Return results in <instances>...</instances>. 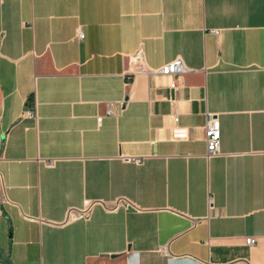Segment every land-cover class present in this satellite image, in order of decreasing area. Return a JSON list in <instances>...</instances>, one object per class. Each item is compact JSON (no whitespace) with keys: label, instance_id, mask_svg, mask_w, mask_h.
I'll return each mask as SVG.
<instances>
[{"label":"crops","instance_id":"1","mask_svg":"<svg viewBox=\"0 0 264 264\" xmlns=\"http://www.w3.org/2000/svg\"><path fill=\"white\" fill-rule=\"evenodd\" d=\"M0 264H264V0H0Z\"/></svg>","mask_w":264,"mask_h":264},{"label":"built area","instance_id":"2","mask_svg":"<svg viewBox=\"0 0 264 264\" xmlns=\"http://www.w3.org/2000/svg\"><path fill=\"white\" fill-rule=\"evenodd\" d=\"M78 33H77V38L79 40H82L84 37V33L82 30L77 29ZM212 32H217V30H212ZM137 54H140V51L137 52ZM141 55V54H140ZM148 72H152L158 75H166L168 76L170 80V82L168 83L169 89L172 91H175L178 87V77L181 74H184L185 72L188 71V68L186 67V65H184V62L181 58V56H177L176 58H174L171 61H166L162 67L155 69V68H151L147 70ZM170 104L172 106L174 105V101L170 100ZM30 114H33V111L29 110ZM108 113H111V109L108 111ZM206 121H205V127H204V141L205 144H207L206 147V156H215L219 153V149L221 146L220 143V135H221V130H220V122H219V118L213 114V113H207L206 114ZM134 160L138 163H141V159L140 158H132V157H128L125 158V160ZM50 165H54V160L50 159L48 162ZM89 211H90V206H87L85 209H83L82 211L80 210V212L78 214L75 213H69L70 215H73L74 217H77L78 215L81 217H89ZM254 241V237H250V238H246L245 239V243L250 245L251 243H253Z\"/></svg>","mask_w":264,"mask_h":264}]
</instances>
